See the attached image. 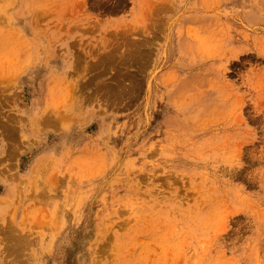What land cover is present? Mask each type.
<instances>
[{"label":"rangeland","instance_id":"rangeland-1","mask_svg":"<svg viewBox=\"0 0 264 264\" xmlns=\"http://www.w3.org/2000/svg\"><path fill=\"white\" fill-rule=\"evenodd\" d=\"M0 264H264V0H0Z\"/></svg>","mask_w":264,"mask_h":264},{"label":"bare ground","instance_id":"bare-ground-1","mask_svg":"<svg viewBox=\"0 0 264 264\" xmlns=\"http://www.w3.org/2000/svg\"><path fill=\"white\" fill-rule=\"evenodd\" d=\"M52 121H53V120H52ZM45 122H46V121H45ZM1 123H2V121H1ZM5 123H6V122H5ZM2 126H5V125H2ZM2 126H1V127H2ZM10 126H11V125H10ZM2 128H3V127H2ZM9 129H10V128H9ZM9 129L7 128L8 131L11 130V129H10V130H9ZM4 130H5V129H4ZM5 132H6V130H5ZM6 134H7V133H6ZM8 134H9V133H8ZM13 134H14V133H13ZM9 135H10V134H9ZM17 238H19V237L11 238V240H12V246H13V247H16V245H18L19 243L21 244V241H22V240H20V238H19V239H17ZM13 240H16V243H15L16 245L14 244ZM19 240H20V241H19ZM22 244H23V241H22ZM18 246H19V248L22 247L21 245H18Z\"/></svg>","mask_w":264,"mask_h":264}]
</instances>
